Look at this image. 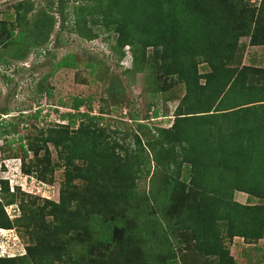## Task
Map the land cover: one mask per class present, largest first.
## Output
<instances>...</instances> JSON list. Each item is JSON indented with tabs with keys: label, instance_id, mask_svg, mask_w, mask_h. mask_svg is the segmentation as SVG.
<instances>
[{
	"label": "trees",
	"instance_id": "trees-1",
	"mask_svg": "<svg viewBox=\"0 0 264 264\" xmlns=\"http://www.w3.org/2000/svg\"><path fill=\"white\" fill-rule=\"evenodd\" d=\"M30 6L11 4L8 19L0 12V49L7 43L13 59L44 45L54 27L47 8ZM56 6L59 30L63 11L71 13L68 32L85 40L112 37L116 63L128 52L122 71L143 73L152 116L128 114L138 131L128 142L127 134L118 141L117 130L102 126L88 104L81 110V98L58 114L64 122L49 126L34 125L39 109L1 119L0 159L19 158L21 172L41 182L51 183L61 170V182L54 201L0 179V229L25 243L23 253L0 255V264H235L233 238L264 239V70L235 63L244 49L240 37L264 45V0H56ZM78 63L68 54L54 67ZM90 66L108 68L101 60ZM43 78L36 92L49 95ZM107 78L106 107L114 111L123 90L118 74ZM176 85L183 93L170 124L142 122L157 116L163 87ZM18 123L29 132L13 145L4 136ZM141 177L148 178L146 190ZM235 191L255 202L233 200ZM7 206L17 213L9 216Z\"/></svg>",
	"mask_w": 264,
	"mask_h": 264
},
{
	"label": "rangeland",
	"instance_id": "rangeland-1",
	"mask_svg": "<svg viewBox=\"0 0 264 264\" xmlns=\"http://www.w3.org/2000/svg\"><path fill=\"white\" fill-rule=\"evenodd\" d=\"M17 1L20 0H0L2 18H7L6 16L12 13L11 4ZM24 1L31 3L30 8L33 12L40 8H47L48 14L53 16L55 23L44 45L29 50L21 60L12 58L9 54L11 48L7 46V43L0 49V108H4L8 112L5 115H0V120L11 119L12 116L18 114L19 110L24 114H32L36 109H39L37 119L33 120L35 126H49L53 122H64L60 120L58 114L68 111L69 104L74 99L81 98L85 101V105L80 107L81 110H85L86 104H88L91 107V114L101 115L102 126L108 124L111 129L117 130L118 141H121L122 137L127 134L128 137L125 138V142H128L127 138L131 137L132 132H138L134 123L128 119V114L138 113L139 117L145 114L152 116L151 109L147 110L146 108L151 97L144 92L143 73L125 75L122 71L123 67L129 66L128 52L120 63H116L117 55L110 49L114 43L112 37L104 39L105 37L100 35L92 40L81 39L65 28L70 24L71 13L63 11L66 17V21L63 23L64 29H58L60 15L56 9V0ZM251 3L258 5L259 0H251ZM49 7L51 9H48ZM13 30L16 31L15 28ZM259 36H264V31L263 35L261 32ZM239 41L244 45V49H241V55L236 57L235 63L239 66L250 65L264 70V45H249V37L247 36L240 37ZM68 54L75 55L79 62L77 67H54L61 57ZM251 58L255 59L251 60ZM258 59L259 61H257ZM96 60H101L105 67H108L107 71L104 70V66H90V61ZM105 71L107 75L103 73ZM112 73L118 74L120 80L117 84L123 90L124 95L123 104L115 107L114 111H110L109 105L106 107L108 95L106 87L109 81L107 77ZM44 76H46L45 83L51 88L49 95L44 92L40 94L36 92L37 84L44 79ZM163 88L167 90L162 91L155 100V106H153V109H157V116L142 120L148 126L159 124L167 127L173 119L172 113L183 89L180 85ZM62 103H66V106L60 105ZM28 132V127L26 129L23 123H18L17 131L4 137L7 140L13 138L15 142L13 145H16L15 139ZM142 138L144 137L142 136ZM1 144L2 137H0ZM51 155L54 156L53 150H51ZM29 157H31V153H29ZM19 165V158L0 159V179L6 178L10 189L18 186L23 192L39 196L42 199L57 200L61 170H55L52 175V182L47 183L23 174ZM150 168L152 169V167ZM148 182L147 177H141L138 184L146 190L148 189ZM233 200L240 203L255 202V199H248L246 194L238 191L233 193ZM6 212L12 216V214L17 213V210L15 206H7ZM180 240L178 237L175 239L177 243ZM184 242L181 240L180 247L185 248ZM24 244L14 230L0 229V255L23 253ZM144 246L148 247V242L143 241L142 247ZM228 250L235 259V264H264V239H260L256 243H245L241 238L235 237L228 243Z\"/></svg>",
	"mask_w": 264,
	"mask_h": 264
},
{
	"label": "crops",
	"instance_id": "crops-1",
	"mask_svg": "<svg viewBox=\"0 0 264 264\" xmlns=\"http://www.w3.org/2000/svg\"><path fill=\"white\" fill-rule=\"evenodd\" d=\"M253 59H255V58H251V60H253ZM257 61H259V59Z\"/></svg>",
	"mask_w": 264,
	"mask_h": 264
},
{
	"label": "built area",
	"instance_id": "built-area-1",
	"mask_svg": "<svg viewBox=\"0 0 264 264\" xmlns=\"http://www.w3.org/2000/svg\"><path fill=\"white\" fill-rule=\"evenodd\" d=\"M1 255H4V254H1Z\"/></svg>",
	"mask_w": 264,
	"mask_h": 264
}]
</instances>
